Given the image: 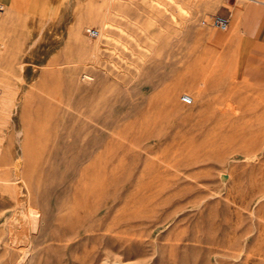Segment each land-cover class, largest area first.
<instances>
[{"label":"rangeland","instance_id":"rangeland-1","mask_svg":"<svg viewBox=\"0 0 264 264\" xmlns=\"http://www.w3.org/2000/svg\"><path fill=\"white\" fill-rule=\"evenodd\" d=\"M217 4H0V158L44 201L13 264H264V65L236 68ZM61 200L102 203L69 239Z\"/></svg>","mask_w":264,"mask_h":264},{"label":"bare ground","instance_id":"bare-ground-1","mask_svg":"<svg viewBox=\"0 0 264 264\" xmlns=\"http://www.w3.org/2000/svg\"><path fill=\"white\" fill-rule=\"evenodd\" d=\"M5 84V83H4ZM3 85V84H2ZM4 88V86L2 87ZM6 88V87H5ZM191 101H193V96H191ZM171 98L175 101L176 100V97L175 95H171ZM171 99V100H172ZM14 136V135H13ZM13 136H11L13 138ZM22 139V138H21ZM25 139V137H24ZM27 142L28 141V144H29V140H24V142ZM24 142H22V145H21V150L20 152L22 153L21 155L23 156V152L26 151L27 149V146ZM21 143V142H20ZM3 145V144H1ZM2 147V146H1ZM17 149V148H16ZM2 150V149H1ZM11 150V149H10ZM9 150V151H10ZM6 151V150H5ZM8 151V150H7ZM6 151V153H7ZM19 151V150H18ZM3 152H4V149H3ZM6 153H3L5 155H8ZM2 154V153H1ZM10 154V152H9ZM26 154V153H25ZM20 155V154H19ZM10 156V155H9ZM7 157V158H10L11 160L14 159L13 157ZM15 156V155H14ZM26 157H27V154H26ZM5 156L1 157L0 158V168L1 167H9L8 165L10 163H13L14 167H13V171H14V176H16V179H18L16 185H12L14 186L15 188H19V192L15 194V198L16 200H12V201H8L6 202L5 200L3 201L4 203V207H11V217L9 220H7L8 216L6 214V212H3V211H0V220L4 219L3 222H2V225L0 227V254L2 255H7V258H4V260L2 261L1 264H13L14 263V259H13V254H15L16 252L11 250L13 248L15 249H18V248H21V246H24V245H27V243L29 244L30 242V239H32V237H34L33 235H31L30 233V230L32 229H35V225L37 224V220L39 219V211H37V205H41L43 206V202L42 200H24V196L22 194H24L22 192V189L24 187V184L27 183L26 180H24L25 183H23V180L21 181V178L23 177V174H25V171L24 173H22V170H21V165H22V160L24 162V158H22V160L20 159H17L19 157H17L15 161L11 162L9 159H7ZM30 166V164H28ZM10 168V167H9ZM9 168H6L4 170H0V174H2L1 172H5L6 176H2L0 175V180L1 182H7L10 177H11V170ZM12 168V167H11ZM27 168V167H26ZM26 171L28 172V170L26 169ZM30 174V173H29ZM28 175V173H27ZM30 176V175H29ZM28 176V177H29ZM26 177V175H25ZM26 179V178H24ZM29 179V178H28ZM30 180V179H29ZM28 180V181H29ZM12 182V181H11ZM6 184V183H5ZM12 184V183H11ZM31 184V183H30ZM31 186V185H29ZM7 187V186H6ZM30 188V187H29ZM27 189V187H26ZM8 190V189H7ZM13 190V188H12ZM30 190V189H29ZM3 191V190H1ZM5 191V190H4ZM23 191L25 192V190L23 189ZM6 192V191H5ZM4 192V193H5ZM29 192V191H28ZM15 193V192H14ZM3 195V194H1ZM10 195V194H9ZM29 195V194H28ZM31 195V194H30ZM29 195V196H30ZM34 195V194H33ZM13 196V195H11ZM20 196V198L22 200H18V197ZM10 197V196H8ZM14 197V196H13ZM28 198V197H27ZM7 199V197H6ZM12 199V198H11ZM82 201V200H81ZM79 201L81 204H83V207H79V204H77L76 200H61V202L59 204L63 205L65 203H76V205H78V210L76 211L75 207L73 209H70L68 211V213L70 214V216H72V221L70 223V226L67 230L68 233H62L63 234H60V237L62 238V236H68L67 238L71 239L73 236H75L76 233H78V231L84 227V225H86L88 223L87 219L89 217H91L93 214L97 215L96 213L98 212V209L99 207L101 206V203H102V200H90L91 203H86V200L85 202H81ZM88 201V200H87ZM1 203V202H0ZM84 203L85 206H84ZM80 204V205H81ZM71 206V204H70ZM13 207V208H12ZM72 208V207H71ZM80 208V209H79ZM68 209V208H67ZM66 211V209L64 210ZM77 212H80L79 214H77ZM66 213V212H65ZM64 215L66 214H63V219H64ZM68 215V214H67ZM69 216V218H71ZM67 217V216H66ZM60 219V218H59ZM62 219V218H61ZM68 223V222H67ZM100 223V222H99ZM33 231V230H32ZM35 231V230H34ZM59 235V234H58ZM57 235V236H58ZM73 235V236H72ZM100 238V237H99ZM62 240V239H60ZM64 241V240H63ZM66 241V240H65ZM71 241V240H70ZM81 241V240H80ZM73 242V240H72ZM101 243V240L100 242ZM103 248V247H102ZM102 250V249H101ZM18 251V250H17ZM23 251V250H22ZM5 253V254H3ZM24 253V252H23ZM90 256V255H88ZM1 257V255H0ZM15 257V256H14ZM1 259V258H0ZM86 262V260H85Z\"/></svg>","mask_w":264,"mask_h":264},{"label":"crops","instance_id":"crops-1","mask_svg":"<svg viewBox=\"0 0 264 264\" xmlns=\"http://www.w3.org/2000/svg\"><path fill=\"white\" fill-rule=\"evenodd\" d=\"M20 1L0 0V4L16 10ZM213 12L229 19V37L235 45L234 60L239 62L236 68L242 64L243 68L247 67L252 62L264 65V0H218Z\"/></svg>","mask_w":264,"mask_h":264},{"label":"built area","instance_id":"built-area-1","mask_svg":"<svg viewBox=\"0 0 264 264\" xmlns=\"http://www.w3.org/2000/svg\"><path fill=\"white\" fill-rule=\"evenodd\" d=\"M202 23H203V25L213 26V27H216L220 30H226L229 27L228 17L223 16V15H219V14L211 15L208 19L204 20ZM87 33L90 36H96L98 31L93 29V28H89V29H87ZM182 100L186 103H190L191 97L188 95H184L182 97Z\"/></svg>","mask_w":264,"mask_h":264}]
</instances>
